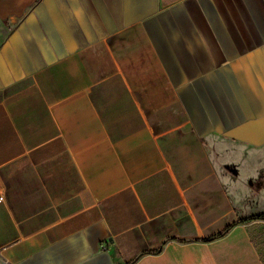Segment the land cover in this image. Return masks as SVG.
Wrapping results in <instances>:
<instances>
[{
    "label": "crops",
    "instance_id": "obj_1",
    "mask_svg": "<svg viewBox=\"0 0 264 264\" xmlns=\"http://www.w3.org/2000/svg\"><path fill=\"white\" fill-rule=\"evenodd\" d=\"M7 175L89 216L0 264H264V0H0Z\"/></svg>",
    "mask_w": 264,
    "mask_h": 264
},
{
    "label": "rangeland",
    "instance_id": "obj_2",
    "mask_svg": "<svg viewBox=\"0 0 264 264\" xmlns=\"http://www.w3.org/2000/svg\"><path fill=\"white\" fill-rule=\"evenodd\" d=\"M213 154H216L217 159L215 149ZM34 162L37 163V159ZM7 176L9 180L4 183L5 197L0 199V222L5 242L43 229L50 237H55L71 230L89 216L85 213L75 214L82 208L79 182H69L65 186L58 182L38 181L30 183V188L28 183L11 181V176ZM60 187L67 188L62 196Z\"/></svg>",
    "mask_w": 264,
    "mask_h": 264
},
{
    "label": "trees",
    "instance_id": "obj_3",
    "mask_svg": "<svg viewBox=\"0 0 264 264\" xmlns=\"http://www.w3.org/2000/svg\"><path fill=\"white\" fill-rule=\"evenodd\" d=\"M257 216H261V217H264V215H257ZM231 225H227L226 227H224L221 231H219L218 233H216L215 235H212L210 237H200V239H203V240H211L213 238H216L218 236H221L223 234H225L229 228H230ZM130 263V262H129Z\"/></svg>",
    "mask_w": 264,
    "mask_h": 264
},
{
    "label": "built area",
    "instance_id": "obj_4",
    "mask_svg": "<svg viewBox=\"0 0 264 264\" xmlns=\"http://www.w3.org/2000/svg\"><path fill=\"white\" fill-rule=\"evenodd\" d=\"M4 264H9L7 261H4Z\"/></svg>",
    "mask_w": 264,
    "mask_h": 264
}]
</instances>
